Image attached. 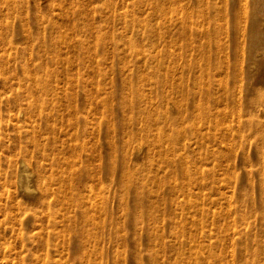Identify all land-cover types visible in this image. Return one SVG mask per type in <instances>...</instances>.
<instances>
[{"label":"bare ground","instance_id":"bare-ground-1","mask_svg":"<svg viewBox=\"0 0 264 264\" xmlns=\"http://www.w3.org/2000/svg\"><path fill=\"white\" fill-rule=\"evenodd\" d=\"M119 3H109L116 13L113 22L117 25L124 22L128 29L131 27L134 36H140L142 28L138 18L148 10L147 17L160 19L156 27L158 33L153 34L152 41L158 39L166 44L164 60H158L154 55L145 57L142 51L133 52L145 63L146 69H152L150 76L143 78L149 81L145 87L141 79L138 80L140 83L134 84L131 78H120L122 103H131L132 111L147 119V122L130 121L128 126H135L138 133L126 135L124 153L126 156L129 153L139 155V148L130 149L136 139L149 143L152 150L154 133L150 128L153 126L158 134L164 135L162 121L156 123L149 109L153 104H148L145 101L148 96L142 93L156 90L154 105H157V96L160 97L159 105L165 102L168 124H172L175 113V122L181 125L176 137L171 134L170 144L176 145L181 152L191 149L200 155L195 162L190 158L170 159L167 167L177 170L175 172L182 180L186 176L194 179L195 175H190L192 167L196 169V175L204 172L196 163L202 160L201 155L209 153L208 148L213 155L212 160L209 159L213 171L200 175L203 179L197 186L201 192L211 184V195L201 192L202 199L198 203L192 196L188 199L190 202L182 203L180 208L172 207L169 213L182 215L189 211L194 228H205L204 220L198 219L208 213L205 205L220 206L224 201L228 207L224 212L225 219L249 232L243 235V240H250L256 232L264 233V0H135ZM130 7V12L120 11ZM61 14L68 16L67 12ZM106 14L101 12L100 17ZM50 23L43 22L48 27H51ZM42 45L45 44L42 42L39 47ZM47 53L50 59L62 63L61 53L54 47ZM152 64L155 67H151ZM64 72L69 75V70ZM58 75L44 73L39 84H30L27 90L14 94L13 103L24 104L26 108L22 124L10 116L13 108L11 111L7 105L6 110L0 108V118L7 117V124L16 131L14 149L10 150L12 159L0 157V245L20 250L18 253L25 249L32 253L36 247H46L48 252L44 257L47 255L49 259L55 255L52 252L61 257L64 251L68 255L69 250L83 246L97 255L89 260L101 261L115 256L118 250L121 215L130 220L133 215L148 216L138 211L140 201L154 195L162 196L163 193L157 192L164 187L159 182L157 189L135 191L133 205L124 201L122 194L126 196L131 191V180L136 177H129L128 184H119L115 144L119 129L109 116L95 110L100 105L106 107L108 98L103 96L92 103L84 92L83 101L75 104L72 100L79 88L65 94L62 88L53 84L59 83L61 75ZM64 78L70 81L71 77ZM23 80L22 83H28L27 79ZM110 91L100 87L96 95ZM86 102L93 105L88 106ZM126 133L124 131V135ZM100 141L105 148L104 154ZM233 164L234 168L238 164L240 172H235L234 184L226 191L227 185L223 188L217 183L218 175L224 171L232 172ZM163 166L165 168V164ZM32 176L35 188L29 185ZM170 187L165 192L185 196L181 184L174 183ZM192 190L188 188V192ZM141 228L151 234L156 231L148 222ZM12 236H15L14 240H10ZM261 243L256 244L261 247ZM258 254L259 251L250 256ZM32 256L39 260L37 255ZM194 256L197 261H183L182 264H204L199 261L198 252ZM81 257L88 259L87 248Z\"/></svg>","mask_w":264,"mask_h":264},{"label":"rangeland","instance_id":"rangeland-1","mask_svg":"<svg viewBox=\"0 0 264 264\" xmlns=\"http://www.w3.org/2000/svg\"><path fill=\"white\" fill-rule=\"evenodd\" d=\"M131 1L135 0H122L120 3H130ZM111 2L119 3V0H0V108L6 110V105L10 111L13 108L10 116L13 115L14 120L16 119L17 123L22 124L23 118L26 117V108L23 107L24 104L13 103L14 94L17 91L20 92V90H27V86H30V84L31 86L39 84V78L44 73L61 75L59 83L53 82V84L62 88L65 94L79 88L78 94L72 100L75 104L83 101V98H85L84 92L88 94L90 102L99 101L100 98L106 96L105 98H108L107 102L109 104L106 107L100 105L95 110H97L98 114L109 116L113 124L119 129L118 139L116 138L117 140L115 141L117 147L116 169L119 175V184H128L129 180H131L129 177H132V175L136 177L131 180V188L133 187L131 191L126 196L124 193L122 194V196L124 195V201L133 205L136 201L135 191L157 189L156 185L159 182H162L164 189L160 188L157 193H163V195L159 197L154 195L151 199L140 201L141 207L138 211L146 213L150 217L139 218L137 217L138 215H133L130 220L127 216L121 215L119 220L121 222L119 231L120 245L115 256L104 258L101 261L89 260L93 256H97L96 253L92 252L89 247L77 246L75 249L69 250L68 255L64 251L61 257L59 253L52 252L55 255L52 259H49L47 255L44 257L45 253L48 252L46 247H36L32 253H30V250L25 249L21 251V254L18 253L20 250H12L0 245V264H182L183 261H197L194 256L195 252H198L199 261H203L204 264H264V233L256 232L251 236L250 240H243V235L249 232L238 229L225 219L224 212L228 207L224 201L223 203L221 202L220 206L211 207L210 205H205L206 209H209L208 213L203 217H198L199 220H204L205 228H194L191 224V216L188 214L189 211L182 215L169 213L172 207L175 209L177 207L180 208L182 203L190 202L188 199L192 196L194 201L198 203V200L202 199L201 192H204L205 195H211V184L203 188L201 192L197 189V186L199 187L200 180L203 179V176L200 175H207V172L213 171L211 161L213 155L211 156L212 150L210 148H208L209 153L201 155L202 160L196 163L200 165L204 172L196 175V169L192 167L190 175L194 174V179L186 176L182 180L180 175L175 172L177 170L173 169V167H167V162L170 159L190 158L195 162L200 155H197V152H191V149H183L181 152V149L176 147V145L172 146L170 144L171 134L176 137L181 125L175 122L177 116L175 113L172 116V124H168L165 114V102L160 106V97L157 96V105H154L156 90H151L149 93L143 91L142 93H145L143 94L144 96H148L145 101L148 104H153L152 108L149 109L152 111L156 123L162 121L164 135L158 134V131H155L156 127L153 126L150 130H153L152 133H154L152 135L154 149L152 148L151 150L149 143L136 139L130 149L139 148V155L129 153L126 156L124 153L126 135L127 137L130 134L135 136L138 133L135 126H128L130 121L147 122V119L132 111L129 106L131 103L129 105L122 103L119 97L120 78H131L134 84L140 83L138 80L141 79L142 86L145 87L149 81L143 78L150 76L152 69H146L145 63L140 62L141 58H136L133 52L142 51L145 57L154 55L158 60H161L160 58L164 60L166 44L165 41L158 39L157 41H152L153 34L156 35L158 33L156 27L159 23V18L151 19L147 17L148 10H146L138 18L142 34L134 36L131 27L128 29L127 24L120 22L117 25L113 22L116 13H114L113 7L109 4ZM103 10L107 14L101 18L100 13L104 12ZM120 11L122 13L123 11L130 12L131 7L128 9L123 8ZM62 12H67L68 16L64 17L63 15L65 14L62 15ZM121 20H124V18ZM43 22H51L49 24L51 27L43 24ZM117 36H120V39H117ZM98 38H101V43H98ZM148 39L151 40L148 41ZM42 42L45 45L40 48L39 45ZM51 45L56 51L61 53L62 63H58L59 61L46 56L47 52L52 48ZM117 46L120 48H117ZM121 47H124L123 51ZM154 65L152 64L151 67H155ZM66 69L69 70L68 76L64 74ZM161 73L165 72L162 71ZM64 76L71 77L69 78L70 81L65 80ZM161 76L163 77V75ZM24 78L28 80V83H22ZM100 87L108 90V92L109 90L111 91L109 94H101L99 97L96 95V90ZM86 104L88 106L93 105H89L88 102ZM167 106L171 110L170 105ZM17 115L19 118H16ZM161 117L162 119H160ZM9 118L12 119V117ZM7 120L9 119L4 116L0 118V144H3L0 145V157L4 156L5 160L12 159L13 153H10L12 152L10 150L14 149L13 137L16 133L14 127L12 128L11 125L7 124ZM157 128H160V126H157ZM124 131L127 132L125 135ZM100 145L102 146V141H100ZM102 147L104 154V145ZM210 157L211 160H209ZM232 167L235 169H231L232 172L226 173L224 171L218 175L219 181L217 183L223 188L227 185L224 188L225 190L227 189L226 191L231 190V185L234 184V175L237 174L235 172H240L238 164L235 168L234 164ZM166 171H169V173ZM230 176L232 177L230 178ZM224 179L227 184L224 183ZM230 179L233 183L230 182ZM174 183L182 185V188H184L182 189V195L185 196H181L179 193L165 192V189H171L170 185ZM222 183L225 185H222ZM29 185L32 188L36 187L33 176L29 180ZM189 187L193 189L192 192H188ZM186 193H189L188 196H186ZM161 198L163 200H160ZM210 211H213V213ZM178 221L182 222L177 224ZM146 222L156 230L155 233L151 234V232L142 230L141 227ZM14 239L15 236L10 237V240ZM256 243H261L262 246L259 247ZM86 248L88 259L81 257L86 252ZM258 251L259 254L257 256H250V253L254 254ZM33 254L37 255L36 258H39L40 261L34 259Z\"/></svg>","mask_w":264,"mask_h":264}]
</instances>
